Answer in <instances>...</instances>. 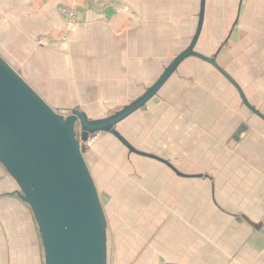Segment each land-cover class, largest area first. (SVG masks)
<instances>
[{"label":"crops","instance_id":"obj_1","mask_svg":"<svg viewBox=\"0 0 264 264\" xmlns=\"http://www.w3.org/2000/svg\"><path fill=\"white\" fill-rule=\"evenodd\" d=\"M242 1L240 22L232 30L229 43L241 42L243 31L244 39L257 48V58L246 62L255 70L264 63V0ZM205 2L208 5V0ZM199 5V0H0V22L9 28L20 25L22 32L34 38L45 36L50 42L56 41L54 44L60 48L61 59L65 61L64 57L69 55L68 66L76 69L72 72V84L95 91L94 95H88V100L97 98L101 101L95 103L105 105L107 101L103 98L109 95L102 93L104 88L111 87L112 90L123 86L124 82L140 80L141 93L156 79L170 59L189 43L197 24ZM221 7L219 19L224 17L220 16L224 11ZM69 9L75 10L79 24L67 33L66 26L70 25L71 19V15L66 14ZM233 9L235 13L236 4ZM189 18L192 19L190 33H181L176 24L179 20L186 21L185 26L189 29ZM245 18L247 20L243 22ZM158 27L169 34L167 39L171 43L164 48L157 41L158 36H165L155 29ZM217 31L219 28L212 31L213 35ZM11 37L7 38L11 40ZM200 38L196 48L209 53L200 48ZM169 53L173 54L166 59L164 56ZM32 55L29 53L28 60ZM158 61L163 62L161 66ZM218 61L222 62L220 57ZM202 62L197 58L183 60L153 97L159 98L158 104L147 106L142 113L155 115L157 107L164 102L174 116L181 119V125L192 131L202 129L205 132L206 146H225L228 135L233 139L234 132L243 125L236 120V114L241 116L242 106L225 105L222 110L207 108L210 104L206 96L218 100L219 95L214 92V85L208 84L206 78L210 74L201 72ZM62 65L68 67L66 61ZM186 67L192 71L185 70ZM256 78L264 82V69L257 71ZM146 80H150L148 85H145ZM210 91L214 93L210 94ZM248 99L254 104L249 96ZM256 107L260 108L259 105ZM212 128L222 130L224 139L208 133ZM227 131L231 132L227 135ZM244 132L239 140L234 139L233 155H213V158H220L221 171H198L213 179L215 199L228 213L212 201L209 177H182L168 165L174 174L165 176V180L154 173L143 175L144 183L161 182L157 185L158 190L155 186L152 189L159 193L160 205L155 209L159 210L160 216L147 223V226L153 224L151 236H146V246L151 241L149 244L154 248L153 258L162 257L164 264H264V147L257 148L259 159L249 154L250 148L242 150V143L247 140ZM170 161L181 171L174 160ZM0 174V264H43L41 240L32 212L20 198L8 193L16 185L1 165ZM2 177L8 184H3ZM170 179L173 184L167 187L164 183ZM162 188L166 189L163 194ZM153 196L156 197L155 193L149 198ZM160 251L161 256L158 255Z\"/></svg>","mask_w":264,"mask_h":264},{"label":"rangeland","instance_id":"obj_2","mask_svg":"<svg viewBox=\"0 0 264 264\" xmlns=\"http://www.w3.org/2000/svg\"><path fill=\"white\" fill-rule=\"evenodd\" d=\"M208 2L205 8L206 19L203 24L199 45L200 48L210 53L216 50L219 41L222 39L213 35L212 31L222 27L221 32L225 36L232 16L226 13L228 4H231L230 1L208 0ZM222 5H224L222 16L226 13L229 17L226 16L224 19H219L217 16L221 13ZM66 14L71 15L70 25L66 26L67 33H69L79 23H77L75 10L69 9ZM245 20L247 18L243 22ZM178 22H175L177 23L176 27L180 28L181 33H190L192 19L189 18V29L185 26L186 21L179 20ZM155 29H159V32L165 35H163V38L161 36L157 37L160 47L164 48L171 43L167 39L168 31L165 30L163 32L161 27ZM22 31L20 25H14L9 28L3 22H0V54L11 65L14 64L17 68H20L23 78L31 83L35 90L58 111L64 112L67 108L79 106L88 113L89 117H102L112 111V109L128 103L129 99H135L144 91L140 93L142 90L140 80L137 82H124L123 86H119L116 89L111 90V87H109L110 89L104 88L102 93L105 92L109 95V97L103 98L107 101L105 105L101 102L95 103L101 101L97 98H91L89 101L88 95H94L95 91L94 93L93 91H86L84 86L80 89V84H72V72H75L76 69L73 68L72 70L70 64L68 66V63L71 62L69 55L64 57L69 68L62 65L65 61L61 59L60 48L58 49L57 45L54 44L56 41L52 40L50 42L49 38L45 36L34 38L29 33L25 34ZM9 35L12 36L11 40L7 38ZM42 43L46 44L40 45ZM238 43L241 47L245 42L241 40ZM228 52L229 49L225 48L224 52H221L224 56H220L225 58ZM29 53H33V55L28 60ZM172 54H165L164 57L168 59ZM231 54L233 57L230 60H226L227 68L238 78L254 104L256 106L259 105L264 111V82L256 78L257 71H263L264 63H260L261 68L254 70L245 62L248 53H242L239 47H234L231 49ZM161 63L163 62L158 61L160 66L162 65ZM200 64L201 72L210 74L206 78L209 86L214 85V92L219 95L218 100L216 97L206 96L208 99L207 103L210 104V107L207 108L215 109L219 107L221 109L225 105L239 104L238 94L229 84H222L223 82L215 68L205 62ZM83 66L85 65L83 64ZM185 70L192 71L190 67H186ZM149 83L150 80H146L145 85ZM214 92L210 91L209 93ZM158 99H151L147 106L157 105ZM241 108V116L236 114V120H238V123L246 124L248 128L245 132L243 131L247 140L243 141L244 147H242V150L243 148H250L249 154H253L254 158L259 159L257 148L262 145L264 147V123L260 118L252 115L245 106L242 105ZM159 109L161 110L159 111ZM156 110L157 114H151L150 116L144 115L143 111L137 110L118 124L119 131L135 147L137 146L144 151L157 153L160 156L174 160L175 165L181 171L198 172L207 169L212 171V173H218L221 171V161L220 158H213V155L222 154L226 156L228 154L233 155L232 153L235 152L236 142L228 135L231 131L226 132L228 139H226L225 146L216 144L215 147L210 148V146H206L208 141L205 140V132L202 129L192 131L185 125H181V119L178 116H174L164 102H161ZM182 128H185V130L176 132ZM208 133H215L219 138L224 137L222 130L219 131L212 128ZM87 143L88 148L84 158L95 179L107 219L109 234L108 264H157L156 260L160 261L159 264H164L165 261L162 257L153 258L154 248L149 244L151 241L148 242V247L146 246V236L148 238L151 236L150 230L151 226H153V224H148L147 226V223H150L154 217L160 216L159 210L155 209L156 206L160 205L158 202L159 193L158 191L152 192V189L155 186L156 190H158L157 185L161 182L144 183L142 177L143 175H152L154 173L157 174L156 177L160 176L162 180H165V176L168 177L169 174H174L173 171L155 159L128 154L127 148L108 133L95 135ZM171 179L164 183L167 187L173 184ZM4 180L3 178V184H8V181ZM165 190L162 191V194ZM153 193H155L156 197L153 196L150 199V194L153 195ZM161 254L162 251L158 253L159 256Z\"/></svg>","mask_w":264,"mask_h":264},{"label":"water","instance_id":"obj_3","mask_svg":"<svg viewBox=\"0 0 264 264\" xmlns=\"http://www.w3.org/2000/svg\"><path fill=\"white\" fill-rule=\"evenodd\" d=\"M205 1L199 0L197 24L189 43L140 95L102 117H89L79 106L56 110L23 78L20 68L0 54V165L16 185L8 193L29 206L37 223L43 264H108L107 219L84 158L87 142L95 135L108 133L127 148L128 154L161 161L179 176L209 177L202 172L179 171L168 158L135 147L118 129L122 120L137 110H146L183 60L197 58L212 65L233 85L241 105L264 122V112L250 102L239 82L217 62L219 49L205 53L196 48L205 20ZM246 129L243 124L233 139L239 140ZM210 179L212 201L227 212L216 201Z\"/></svg>","mask_w":264,"mask_h":264},{"label":"flooded vegetation","instance_id":"obj_4","mask_svg":"<svg viewBox=\"0 0 264 264\" xmlns=\"http://www.w3.org/2000/svg\"><path fill=\"white\" fill-rule=\"evenodd\" d=\"M228 1H230L231 2V4H229V9H228V11L227 12H229V14L232 16V20H231V22H230V25L228 26V28H227V31H226V34H225V36H223V33L221 32V29H222V27H219V31H217L216 32V37H219V38H222L220 41H219V43H218V45H217V47H216V50H218L219 49V53H218V55H217V62L223 67V68H225V70H227L230 74H231V76L234 78L235 76L232 74V72L227 68V66H226V60H230L232 57H233V55L231 54V49L232 48H240V51H242V53H248L249 52V54H247L248 56H247V58L245 59V62H250L253 58H257V54L258 53H256L257 52V48H254V47H252L251 46V44H250V42L249 41H247L246 39H244V34H243V31H241L242 32V34L240 35L241 37H242V40H243V42L246 40V43H244V45L243 46H239V43H238V41H237V43H232V44H230L229 43V40H230V37H231V33H232V30L234 29V28H236L238 25H239V22H240V13L238 14V17H237V14H236V12H237V10L239 9V5H240V2L242 1H240V0H237V1H235V0H228ZM219 2H221V1H219ZM236 4V10H235V13H234V9H233V7H234V5ZM242 4H243V1H242V3H241V7H242ZM223 6V8H224V5H222ZM236 14V15H235ZM220 16H222V14L220 15ZM227 16V14L226 13H224V17H221V19H224L225 17ZM227 17H229V16H227ZM241 30V29H240ZM225 48H228L229 49V52H228V55H226V57L225 58H222L220 55H223L224 56V54H222L221 52H224V50H225ZM215 50V51H216ZM226 51H227V49H226ZM254 53H256V54H254ZM257 55V56H256ZM219 57H220V59H221V61L224 63V65H223V63L221 62H219L218 61V59H219ZM236 57V56H235ZM208 65H210L209 63H208ZM248 66H250V65H248ZM213 67V66H212ZM214 68V67H213ZM253 68V67H252ZM216 70V69H215ZM217 71V70H216ZM217 73L219 74V78L222 80V84H225V85H227V84H229V86L230 87H232L233 88V90L236 92V90H235V88L233 87V85L228 81V79L227 78H224L223 76H222V74H220L218 71H217ZM259 75L261 76V73H259ZM236 79V78H235ZM238 82H239V84H241L240 83V81L238 80V79H236ZM241 87L243 88V91H245V88H244V86L243 85H241ZM237 93V92H236ZM238 94V93H237ZM247 95V94H246ZM238 97H239V94H238ZM248 97V96H247ZM239 100H240V105H241V99H240V97H239ZM242 106V105H241ZM244 106V105H243ZM236 133V131L234 132V134Z\"/></svg>","mask_w":264,"mask_h":264}]
</instances>
